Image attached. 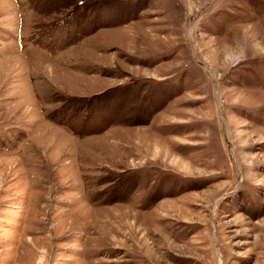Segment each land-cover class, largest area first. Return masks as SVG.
Returning <instances> with one entry per match:
<instances>
[{"label": "rangeland", "instance_id": "1", "mask_svg": "<svg viewBox=\"0 0 264 264\" xmlns=\"http://www.w3.org/2000/svg\"><path fill=\"white\" fill-rule=\"evenodd\" d=\"M0 264H264V0H0Z\"/></svg>", "mask_w": 264, "mask_h": 264}]
</instances>
